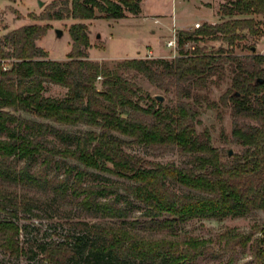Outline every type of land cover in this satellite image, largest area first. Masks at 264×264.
<instances>
[{
    "label": "trees",
    "instance_id": "obj_1",
    "mask_svg": "<svg viewBox=\"0 0 264 264\" xmlns=\"http://www.w3.org/2000/svg\"><path fill=\"white\" fill-rule=\"evenodd\" d=\"M61 2L65 7L49 18L119 19L142 11L141 0ZM220 11L222 18L229 19L203 24L193 32L182 29L180 45L205 38L233 45L246 37L244 29L255 33L261 23L236 16L264 14V0H227ZM46 32V26L27 24L0 37V179L52 191L60 200L71 195L85 211L107 220L72 221L76 235L41 243L43 260L47 264H198L210 253L221 259L212 264H238L237 253L249 249L251 263L245 264H264V221L253 223L249 231L228 226L215 238L179 231L192 219L264 212V80L259 81L264 79V54L243 60L225 55L224 49L212 52L197 46L172 59L127 57L110 64L90 58L89 26L79 22L70 27L73 45L68 59H51L36 43ZM225 58L233 63L232 87L226 93L235 118L233 135L243 146L231 157L213 145L207 129L198 132L196 127L202 98L195 92L207 87L216 72L224 77ZM130 71L165 92H174V103L165 104L145 93ZM46 81L67 87V95H45ZM24 113L46 121L26 118ZM245 119L254 122L243 123ZM52 122L88 128L69 133ZM49 135L68 142L58 146ZM126 145L177 149L186 159L180 164L152 161L128 151ZM57 156L79 165L69 166L63 177H50L53 163L60 167ZM38 160L40 166L33 170ZM90 169L127 182L85 184V177L93 174ZM134 206L143 208V219L130 218ZM0 207L12 216L20 211L42 216L34 209H44L35 197L1 186ZM17 228L12 221L0 220L5 232L2 245L20 255L25 249L13 234L19 233Z\"/></svg>",
    "mask_w": 264,
    "mask_h": 264
},
{
    "label": "rangeland",
    "instance_id": "obj_2",
    "mask_svg": "<svg viewBox=\"0 0 264 264\" xmlns=\"http://www.w3.org/2000/svg\"><path fill=\"white\" fill-rule=\"evenodd\" d=\"M43 4H39V0H0V37L9 31L27 24H39L47 27V32L41 36L36 43L48 51V58L51 59H68V54L72 50L73 40L69 33L73 23L83 22L89 26V36L91 46L88 48L90 58L100 61L113 62L127 57L152 58L160 57L149 53V49L153 46L161 53H165L167 59L184 53H191L197 46L207 47V51H218L224 49L225 55L235 54L245 60L247 55L254 53L264 54V14L237 15L236 17L253 18L257 22L256 32L252 33L248 29L242 32L246 35L244 39H238L231 45L224 39H209L199 41L186 42L175 49L166 45L167 40L172 36V14L177 16L181 23H192L187 31H195V23L198 21L203 24H214L229 16L222 18L220 7L227 0H141L142 11L135 15L128 13L125 18H74L65 17L63 19L49 18V14L54 11L63 9L65 5L62 0H41ZM210 2V4H207ZM99 13V12H98ZM164 14L166 17L156 21L154 15ZM217 20L215 22L214 20ZM57 29H61L63 34L58 36ZM181 31V28H178ZM152 30H155L153 32ZM255 47V49H254ZM158 55V54H157ZM226 57V56H225ZM13 59H9L11 63ZM224 77H220V73L216 72L207 87L199 89L195 95L201 96L202 100L199 104V120L197 123V131L202 132L207 129L212 137V143L220 150L228 153L233 151L231 157L236 152H240L243 146L239 144L234 135V116L232 101L226 93L232 87L233 63L225 58L222 62ZM129 76L135 80L144 90L145 93L157 97L163 96L165 104H173L174 92H165L153 85L146 77L137 71H130ZM101 80L97 82L99 88L102 87ZM219 80V81H218ZM45 95L64 98L68 93V88L56 84L51 81L45 82ZM234 93V90H233ZM19 112H17L18 114ZM26 118L37 121H46L30 113L23 114ZM243 123H253L250 119L242 120ZM52 124L60 130L69 133H79L88 128L84 125H61L52 122ZM49 138L58 146H65L68 138L49 135ZM128 151L141 155L142 157L158 161L162 163L176 162L182 163L186 156L177 149L165 148H148L140 145H126ZM60 161V167H55L53 163L49 174L52 177L58 174L63 177L66 169L72 164H77L73 159H65L60 156L56 157ZM21 161L20 164H23ZM79 165V164H77ZM40 161L34 162L32 168L37 169ZM82 167V166H79ZM77 170V169H75ZM93 174H88L85 184H92L101 181L116 182L119 185L127 181L116 175L99 172L90 169ZM74 177L70 178V182L74 181ZM0 186L8 190H17L20 194H26L35 197L44 205V209H34L35 212L42 216H36L31 213L20 211L18 216H12L8 210L0 207V220H9L18 226L19 233L13 231L15 238L19 241L21 248L20 255L13 254L5 246L2 245L5 240V232L0 230V264H47L43 260V252L41 250L42 242H50L53 239L62 240L66 235H76V229L71 223L77 220H87L90 222H99L107 219L97 217L85 211L78 203V199L67 195L60 200L52 191H43L32 187H23L21 184H7L0 179ZM177 190L182 191L179 186H175ZM123 191L121 187H118ZM69 189V193H70ZM53 207L58 208V211ZM10 209V208H8ZM142 207L134 206L131 219L139 217L143 219L141 213ZM264 221V212L261 210L254 211L247 216L227 217L224 219H192L189 222L179 226L182 234L188 233L198 235L200 237L215 238L219 233L224 231L228 226H235L241 231H249L255 222ZM16 230V228H14ZM35 252V255L32 253ZM225 257L223 260H225ZM238 264L251 263V253L249 249L239 251L236 255ZM221 260L215 258L212 254L207 253L198 259V264H212ZM82 264L81 262H78ZM77 263V264H78Z\"/></svg>",
    "mask_w": 264,
    "mask_h": 264
},
{
    "label": "crops",
    "instance_id": "obj_3",
    "mask_svg": "<svg viewBox=\"0 0 264 264\" xmlns=\"http://www.w3.org/2000/svg\"><path fill=\"white\" fill-rule=\"evenodd\" d=\"M207 4H210V2H207ZM143 8V7H142ZM159 21L161 20V18H163V17H166V15H164V14H157V15H154ZM172 16V26H173V24L174 23H176V25H177V27L178 28H181V29H183V30H187V29H189L191 26H192V23H181V22H179V19H178V17L177 16H175V15H171ZM211 20H214V19H211ZM158 21V22H159ZM215 22H217V20H214ZM153 32H155V30H152ZM149 47H151L150 49H149V53L152 55V54H154L155 53V55L154 56H160V57H166V54L165 53H161V54H159V50L157 49V48H154L153 46H149ZM158 54V55H157Z\"/></svg>",
    "mask_w": 264,
    "mask_h": 264
},
{
    "label": "built area",
    "instance_id": "obj_4",
    "mask_svg": "<svg viewBox=\"0 0 264 264\" xmlns=\"http://www.w3.org/2000/svg\"><path fill=\"white\" fill-rule=\"evenodd\" d=\"M156 21L158 22L159 20L156 19ZM201 25H202L201 21L195 23L196 28L201 27ZM171 31H172V36L169 38V40H167L166 45L176 49L179 46V37H180V31L176 23L173 24Z\"/></svg>",
    "mask_w": 264,
    "mask_h": 264
},
{
    "label": "water",
    "instance_id": "obj_5",
    "mask_svg": "<svg viewBox=\"0 0 264 264\" xmlns=\"http://www.w3.org/2000/svg\"><path fill=\"white\" fill-rule=\"evenodd\" d=\"M39 4L42 5L43 1L39 0ZM57 34H58V36H61L63 34V31L61 29H57ZM254 49H255V47H254ZM263 80H264L263 78L259 79L260 82H262ZM157 99L163 100V96L157 95ZM228 153H229V155H232L233 151L230 149Z\"/></svg>",
    "mask_w": 264,
    "mask_h": 264
}]
</instances>
